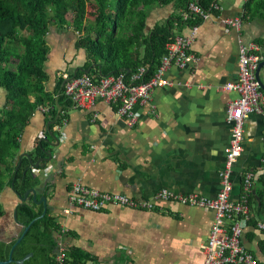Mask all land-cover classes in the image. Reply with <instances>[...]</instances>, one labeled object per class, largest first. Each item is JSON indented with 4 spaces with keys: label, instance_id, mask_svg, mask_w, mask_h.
<instances>
[{
    "label": "crops",
    "instance_id": "obj_1",
    "mask_svg": "<svg viewBox=\"0 0 264 264\" xmlns=\"http://www.w3.org/2000/svg\"><path fill=\"white\" fill-rule=\"evenodd\" d=\"M213 3L221 9L199 23L192 44L191 52L198 60L185 68L173 65L168 69L166 76L172 83L157 87L148 102L137 105L136 125L129 126L113 104L99 101L94 108L96 118L91 110L72 105L65 108V117L55 127L58 142L50 144L52 158L39 166L46 173H36L40 181L37 195L47 197L50 215L68 232L67 248L74 246L92 256L87 264H203L202 247L214 221L212 211L173 201L160 202L151 211L116 204L100 211L77 207L73 214H66L64 210L76 181L136 198H150L163 188L208 198L217 195L231 141L227 107L238 96L225 86L238 81L240 40L261 41L264 48V19H243L244 0ZM163 7H169L161 15L165 21L173 15L178 21L184 10L174 3ZM163 7L151 10L148 28L160 24L157 17ZM236 18L242 20L239 31L225 23ZM173 34L189 36L191 27L175 22ZM53 46L46 63L52 73L46 84L50 92L61 72L71 74L87 59L83 49L66 50L59 43ZM63 64L66 68H59ZM260 79L264 84V68ZM6 101L7 91L0 87V110ZM45 108L33 114L21 140V154L28 152L33 157L37 140L47 137L49 108ZM263 160L264 119L253 114L245 122L242 155L232 171L234 202L240 197L243 178L250 173L254 201L259 203L255 195L261 187L258 179L263 176ZM0 199L6 210L0 219V240L11 242L24 227L16 218L21 198L7 186ZM250 216L254 223L244 231L241 244L258 264L264 263V233L255 227L260 219L254 211Z\"/></svg>",
    "mask_w": 264,
    "mask_h": 264
},
{
    "label": "trees",
    "instance_id": "obj_2",
    "mask_svg": "<svg viewBox=\"0 0 264 264\" xmlns=\"http://www.w3.org/2000/svg\"><path fill=\"white\" fill-rule=\"evenodd\" d=\"M190 1L192 0H0V87L7 91L6 104L0 110V194L7 186L13 185L15 177V191L23 195L28 189L36 188L40 182L27 157L23 158L22 166L16 173L23 149L21 140L33 114L40 107H48L47 123L55 119L58 97L62 111L59 119L49 125L54 136L50 134V138H47L49 134L46 130L44 135L47 139L37 140L33 152V159L36 161L50 150L51 140L57 138L55 127L65 117V108L73 105V101L65 94L64 77L59 75L54 90H47L50 74L46 63L51 52L48 35L54 30L70 26L78 34L74 46L78 50L83 49L87 59L69 76L88 73L93 78H98L122 72L129 76L143 66L146 69L144 80H147L155 74L161 63L166 44L173 35L174 23L191 26L199 25L202 21L194 18L188 22L182 20L181 16L175 21L176 16L173 15L164 23L148 28L150 10L171 3L177 8H186ZM193 1L211 12L214 0ZM90 5L94 9L93 19L88 18ZM214 13L218 14L217 11ZM243 19H264V0L245 3ZM262 43L264 44L263 41ZM258 180L261 187L255 196L259 198V203L254 201L251 193L248 204L250 212L254 211L264 221L263 176ZM43 210V204L36 203L33 194L27 201L21 200L17 206L18 221L24 227L35 219L13 252L15 259L33 252V256L25 264H52L60 226L49 211L44 217L38 218ZM5 214L6 210L0 199V219ZM250 223L254 222L251 220ZM65 234L68 235V232ZM17 238L11 242L0 240V260L8 258ZM66 255L71 264H87L92 258L90 254L74 246L67 248ZM8 264L17 263L13 261Z\"/></svg>",
    "mask_w": 264,
    "mask_h": 264
},
{
    "label": "built area",
    "instance_id": "obj_3",
    "mask_svg": "<svg viewBox=\"0 0 264 264\" xmlns=\"http://www.w3.org/2000/svg\"><path fill=\"white\" fill-rule=\"evenodd\" d=\"M250 0H244L245 3ZM221 7L212 3L211 12L219 11ZM202 9L193 0L188 3L181 13L184 21L190 22L194 18L205 20L210 13ZM225 23L239 31L242 27L241 18L228 19ZM191 34H173L166 44V52L155 74L144 80L145 67H138L131 75L125 73L102 75L93 78L88 73L79 76H69L60 73L65 78V94L73 101L75 107L91 110L93 118L98 116L94 110L99 101L113 104L120 117L126 118L129 126H134L139 120L136 107L148 102L157 87L170 85L167 79L168 69L176 65L185 68L195 63L198 58L191 52L192 44L197 35L199 25H191ZM264 62V48L255 41H239V74L238 81L229 83L225 88L235 92L238 96L227 107V122L231 127V141L226 149V160L220 172V190L213 198L196 192L180 194L163 188L150 198H136L120 192L102 191L90 187L80 181L72 184L69 195V206L64 210L66 214H73L75 208L100 211L110 204L127 208L151 211L160 202L173 201L180 205L206 209L213 212L214 221L202 247L203 264H258V260L241 244V237L250 224L249 197L252 193V174L248 173L242 180V190L237 202L231 199L233 167L242 155L245 122L250 115L259 114L264 119V92L257 80V70ZM46 110L45 107H40ZM35 168V167H34ZM264 177V160H263ZM35 173H46L39 167ZM257 230L264 233V221H256ZM66 230L60 228L52 256V264H71L67 259Z\"/></svg>",
    "mask_w": 264,
    "mask_h": 264
},
{
    "label": "water",
    "instance_id": "obj_4",
    "mask_svg": "<svg viewBox=\"0 0 264 264\" xmlns=\"http://www.w3.org/2000/svg\"><path fill=\"white\" fill-rule=\"evenodd\" d=\"M262 68H264V62L260 63L259 68H258L257 73H256V76H257V80L259 81V83L261 85V89L264 92V84H263V82L260 79V71H261ZM74 76H75V74H74ZM56 106L58 108V112L56 114V117H55V119L49 121L48 125L55 123L59 119L60 113L62 111V108L60 107L59 102H58V97H56ZM48 131H49V133L52 136H54V134L50 130V127L48 128ZM44 139H47V138H44ZM55 139H56V143H52V145L57 144L58 139L56 137H55ZM45 154H46L45 157H42V158L34 161L33 157L31 156L30 153H28V152L22 153L21 156H20V162H19V164L17 166V169H16V173L19 172V170H20V168L22 166V163H23V158L25 156L29 157L31 163L33 164V166L35 168H37V167L40 166L42 161H49L52 158V153L51 152L46 151ZM15 181H16V177L14 178L13 185H12L14 190H15ZM18 194H19L21 200H23V201H27L29 199L30 195L33 194V200L36 203H38V204H43V206H44V210H43L42 214L38 216V218H42V217H44L47 214V211H48V200H47V197L45 195H41L40 197H38L36 188L28 189L27 192L24 195L21 194V193H18ZM16 218L18 219L17 216H16ZM34 221H35V219H33V221L28 226H25V227L22 228V232H21L20 236L17 238L16 242L13 244V246H12V248L10 250L8 258L5 259V260H0V264H8V263L13 262V261H15L17 264H25V261L30 259L33 256V252H30L27 255H25L23 258L15 259L13 257V252H14L15 247L20 243V241L24 238V236L28 232L30 226L33 225Z\"/></svg>",
    "mask_w": 264,
    "mask_h": 264
},
{
    "label": "rangeland",
    "instance_id": "obj_5",
    "mask_svg": "<svg viewBox=\"0 0 264 264\" xmlns=\"http://www.w3.org/2000/svg\"><path fill=\"white\" fill-rule=\"evenodd\" d=\"M153 10V9H151ZM150 10V12H151ZM156 10V9H155ZM169 10V7H163V9L159 10V16L157 18H159V22L163 23L166 19V17H162L161 15L164 13L166 14ZM94 9L93 6H89L88 7V18L89 19H93L94 15H93ZM71 14L69 15V18H71ZM77 33L75 31V29L70 26L66 29H61V30H54L52 31L49 35H48V43L50 45V47L52 49H54L55 44L59 43V45L63 46L66 50H70V49H75L74 47V41L77 38ZM47 65V71L50 74V77H52V73H51V67ZM59 68L61 69H65L66 68V64L60 65ZM62 73L67 74L66 71H63ZM60 221V219H59Z\"/></svg>",
    "mask_w": 264,
    "mask_h": 264
}]
</instances>
